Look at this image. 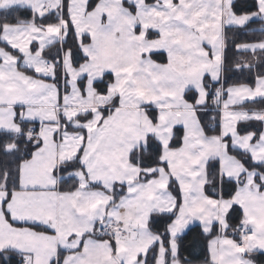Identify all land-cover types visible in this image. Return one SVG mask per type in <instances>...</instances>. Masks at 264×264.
<instances>
[{"label": "snow or ice", "instance_id": "6c2138e0", "mask_svg": "<svg viewBox=\"0 0 264 264\" xmlns=\"http://www.w3.org/2000/svg\"><path fill=\"white\" fill-rule=\"evenodd\" d=\"M193 250L264 264V0H0V264Z\"/></svg>", "mask_w": 264, "mask_h": 264}, {"label": "trees", "instance_id": "16d2710c", "mask_svg": "<svg viewBox=\"0 0 264 264\" xmlns=\"http://www.w3.org/2000/svg\"><path fill=\"white\" fill-rule=\"evenodd\" d=\"M193 235H194V233L193 234H189L188 238L184 241V245L186 247L190 245ZM192 256L196 260L197 264H199V261L203 260V254L201 252H199L198 250H193Z\"/></svg>", "mask_w": 264, "mask_h": 264}]
</instances>
